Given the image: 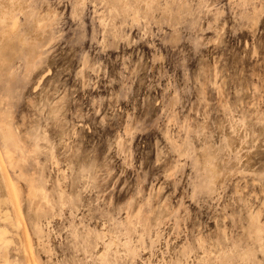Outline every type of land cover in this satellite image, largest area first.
<instances>
[{
  "label": "rangeland",
  "instance_id": "obj_1",
  "mask_svg": "<svg viewBox=\"0 0 264 264\" xmlns=\"http://www.w3.org/2000/svg\"><path fill=\"white\" fill-rule=\"evenodd\" d=\"M0 264H264V0H0Z\"/></svg>",
  "mask_w": 264,
  "mask_h": 264
}]
</instances>
